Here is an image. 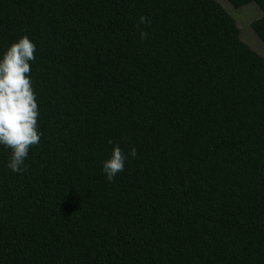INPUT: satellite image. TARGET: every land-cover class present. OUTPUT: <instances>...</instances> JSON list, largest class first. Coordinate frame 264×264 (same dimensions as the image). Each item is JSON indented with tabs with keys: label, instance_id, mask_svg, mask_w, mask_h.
<instances>
[{
	"label": "trees",
	"instance_id": "trees-1",
	"mask_svg": "<svg viewBox=\"0 0 264 264\" xmlns=\"http://www.w3.org/2000/svg\"><path fill=\"white\" fill-rule=\"evenodd\" d=\"M228 1L264 44V0ZM24 36L41 138L20 173L0 145V264H264V62L224 8L0 0V59Z\"/></svg>",
	"mask_w": 264,
	"mask_h": 264
},
{
	"label": "clouds",
	"instance_id": "clouds-1",
	"mask_svg": "<svg viewBox=\"0 0 264 264\" xmlns=\"http://www.w3.org/2000/svg\"><path fill=\"white\" fill-rule=\"evenodd\" d=\"M146 19L141 16L140 22L144 23ZM140 36L145 39L148 33L141 31ZM35 51V44L24 36L14 42L0 59V145L11 149L7 166L16 173L25 170L24 161L29 150L39 145L41 138L39 109L30 79V61L35 59ZM129 154L135 157L136 149L133 147ZM126 158L121 148L115 146L111 157L103 163V172L109 182L124 170Z\"/></svg>",
	"mask_w": 264,
	"mask_h": 264
},
{
	"label": "rangeland",
	"instance_id": "rangeland-1",
	"mask_svg": "<svg viewBox=\"0 0 264 264\" xmlns=\"http://www.w3.org/2000/svg\"><path fill=\"white\" fill-rule=\"evenodd\" d=\"M215 1L234 19L241 41L256 52L264 62V44L250 26L251 21L261 15L260 8L253 2L234 6L228 0Z\"/></svg>",
	"mask_w": 264,
	"mask_h": 264
}]
</instances>
